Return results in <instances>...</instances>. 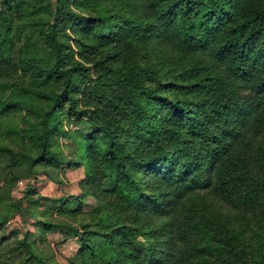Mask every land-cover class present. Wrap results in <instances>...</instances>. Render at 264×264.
<instances>
[{"label":"trees","instance_id":"trees-1","mask_svg":"<svg viewBox=\"0 0 264 264\" xmlns=\"http://www.w3.org/2000/svg\"><path fill=\"white\" fill-rule=\"evenodd\" d=\"M0 160V228L19 180L86 166L37 221L69 264H264V0H0Z\"/></svg>","mask_w":264,"mask_h":264},{"label":"rangeland","instance_id":"rangeland-1","mask_svg":"<svg viewBox=\"0 0 264 264\" xmlns=\"http://www.w3.org/2000/svg\"><path fill=\"white\" fill-rule=\"evenodd\" d=\"M76 128L77 126L68 119L64 121L65 131ZM60 143L69 153L70 141L66 134L63 133L60 136ZM63 169L60 173L43 171L32 179L24 177L10 190L11 196L21 202L22 208L21 211L10 215L5 225L0 228V264H20L25 257V252L18 250L16 244L17 241L24 239L33 242V247L49 264H69L70 258L79 250L78 240L69 238L63 230L49 229L43 236H40V225L37 222L38 219L46 222L53 218V207L62 205L57 199L66 197L69 201L67 205H73L75 200L72 197H82L80 182L88 174L86 166L76 167L67 164ZM2 184L3 182L0 181V187ZM33 188L35 191L32 190ZM96 205L97 201L94 197H84L83 208L85 210H91ZM258 227L256 224H251L249 233H245V239L252 247L260 245L261 236L251 232V229H254L256 233H259ZM250 257H253L251 253ZM249 262L252 264L253 258H249Z\"/></svg>","mask_w":264,"mask_h":264}]
</instances>
